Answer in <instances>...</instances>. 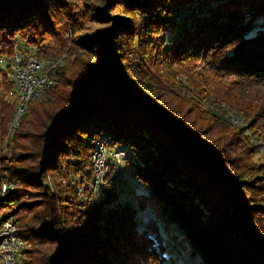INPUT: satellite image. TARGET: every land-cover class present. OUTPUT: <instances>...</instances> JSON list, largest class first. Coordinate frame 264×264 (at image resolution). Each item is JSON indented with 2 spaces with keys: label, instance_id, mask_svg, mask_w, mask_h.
<instances>
[{
  "label": "trees",
  "instance_id": "trees-1",
  "mask_svg": "<svg viewBox=\"0 0 264 264\" xmlns=\"http://www.w3.org/2000/svg\"><path fill=\"white\" fill-rule=\"evenodd\" d=\"M85 2L79 12L72 0H0V52L15 55L18 37L36 44L54 36L44 55H66L63 65L51 67L45 96L28 103L13 151L4 155L0 148L1 176L19 184L0 196V211L8 207L25 242L20 264H141L142 258L164 264L162 220L180 228L200 264H264V235L254 218L264 215V167L253 164L255 147L243 129L197 100L226 102L235 90L248 93V102L232 103L264 132V26L256 27L264 0ZM211 2L192 23L175 21L192 4ZM103 4L125 6L130 19L108 15ZM91 23L111 29L80 34ZM61 25L74 37L59 33ZM0 65L6 66L0 67L1 145L19 102L11 67ZM160 68L171 80L185 77L195 96L179 95L176 108L169 84L152 70ZM9 92L17 103L7 101ZM105 132L128 150L132 173L147 188L136 205L120 200L113 170L98 196L85 190L83 201L74 184L59 196L47 192V175L61 178L70 169L86 175L90 151ZM31 187L39 191L29 193ZM32 194L42 199L33 202ZM147 210L142 230L138 213Z\"/></svg>",
  "mask_w": 264,
  "mask_h": 264
},
{
  "label": "rangeland",
  "instance_id": "rangeland-1",
  "mask_svg": "<svg viewBox=\"0 0 264 264\" xmlns=\"http://www.w3.org/2000/svg\"><path fill=\"white\" fill-rule=\"evenodd\" d=\"M72 1L74 2V5H75L77 11H79V12L84 11V9H85L84 5H86V2H85L86 0H72ZM192 5L188 9H185V10L177 13L178 18H180V20L175 19V21L178 23L181 22L182 25L192 23L200 15V13H202V12H204V10L206 11L210 7L214 6L215 3L211 2L208 5L201 4L197 8V10H194V8L196 7L195 6L196 4H194V6H195L194 8H192ZM124 8H125V6H122V7L112 6V7L107 9V7H104V4H103L102 11H105L108 15H111L114 18L115 17H121V19H128V18L130 19V16L127 15L123 11ZM260 26H264V18L258 19L256 27H260ZM110 27H111V24L91 23L90 26L86 30H83L82 31L83 33L81 32L80 34L91 36V35H94L95 32L98 31V29H104L105 28L106 30H110L111 29ZM58 32L61 33L62 35L67 34V36L70 38L74 37V35H75V34L73 35V33H70L68 31L66 32V30H64V27L62 25L58 26ZM17 40L19 42H24L22 40V38H20V37H18ZM54 43H55L54 36H51L46 43H42V42L40 43L39 42L36 44H31L35 47V51H36V53H38L39 57L45 58V59H50L51 61L52 60L55 61V63H54L55 65H45L44 63H42L43 64L42 65L43 70L45 69V71H47L49 73H50L52 68L63 65L64 59L66 56L64 54L59 59H56L53 56L44 55V53H43L44 50L47 49L48 46H51ZM15 44L18 45V43H15ZM5 48H7V47L5 46ZM11 52H12V50H11ZM11 52L9 54H11ZM0 67L6 68L5 65H3V66L0 65ZM97 67H98V69L103 68L102 65H97ZM161 69L162 68L152 69V70L160 72V75L162 74L161 77H163V82L166 84H169L168 87L170 88V90L167 89L166 93H168V95H170V96H168L169 101L172 104H175L176 108H178V106L180 105V102L178 100L179 95H185V97L189 98V99H192L195 96V94L193 92V87L190 85L189 81L185 77H183L181 75H177L174 80L173 79L171 80V78L169 76H167L168 74H167L166 69H162V70ZM9 77L12 78L13 81H15V77L13 76L11 69L9 70ZM52 84H53V81H52ZM52 84H50V87ZM15 85H16V81H15ZM1 91L2 90H0V93H1ZM237 92H238V90H235L233 92L235 94L230 96L229 99L226 100V102L218 101L217 99H213V100H216V102L211 101V100H209L203 96L197 97L198 98L197 100H200L202 102L201 104H203L202 105L203 110H211V111H214L216 113H219L221 116H223L226 119V121L229 123L230 126H232L233 128H236V129H243V133H244V137H245L246 141L251 146L255 147L254 148V155L252 157L253 164L255 166L262 165L264 167V132L259 135L258 132L254 128H251L249 121H248V118L245 116V113L233 104L234 101L238 98H241V100L243 102L249 101L250 95L248 93H244L243 95L241 94L242 97H240L239 96L240 94ZM14 94H15V92H14ZM43 97H41L40 99H42ZM5 98L7 99L8 102L17 103L16 100H14V99H16L15 95L13 97H11V92L6 94ZM229 101L231 104L229 103ZM170 104H168V105H170ZM28 106H29V104L27 105V107ZM27 107H26V109H27ZM25 112H26V110H25ZM25 112L22 113V115L18 116V103H17L16 114L14 115V118L12 119L11 123L9 124V126L7 128L6 136L3 139L2 144L0 145L1 154L9 155L11 153V151H13V148H14L13 140L15 138L16 130L19 128L20 119L25 114ZM235 118H236V120H235ZM259 125H261L260 129L263 130L262 123H260ZM105 134L111 135L112 140H109L107 142V145L104 149L107 161H106V166H104L102 170H98L99 169V167L97 166L98 164L96 163V160L94 159V156H93L95 153L94 149H96V142H98V140L101 139V138H99L97 141H95L94 146L91 149L90 154H89L90 165L88 166V170L85 173L88 177L86 175H82L79 172L72 170V169H70L68 171L64 170V172L62 174L63 176L61 178L58 175H56V177L51 176L52 174L47 175L45 178H43L45 183L49 187V189H46V191L49 193H52V194L56 193L59 196V194L62 191L66 192L67 189L70 186H73V184H74L77 188L76 192L79 194L80 200L83 201V200H85V193H84L85 190L86 191L87 190L93 191L94 195L96 196L98 194V192L100 191V188L102 189L101 186L104 185L108 172L110 170H113V173L115 174V178L117 179L118 194H119L120 200L122 202L128 201V202L136 205L138 198L143 193H145L147 191V188L145 187V185H143L138 180V178H136L133 175L131 166H130L129 162L126 160V158L128 157V150L121 148L116 144L115 140H117V139H116L115 135H113L110 132H105ZM117 154H119L118 157H117ZM60 160L62 163H67V164L68 163L73 164V162H74L73 159H67L65 156H61ZM1 173H2V170L0 169V196L2 197V196H5L10 190H12L16 187H19V184H17L14 181H11L9 178L3 179V177L1 176ZM262 173L264 174V170L262 171ZM97 176L99 177L100 185L97 184V181H96ZM61 181H62V188H60V185H59V183ZM98 186H100V187H98ZM28 189H30V190H27L29 193H37V191H39V189L32 188V187L28 188ZM67 193H66V195H67ZM30 196L32 199L31 201H33V202L40 201L42 199L40 194H32ZM66 205H67L66 201L62 202L60 204V206H62L63 209H61V210H64L66 208ZM147 211H149V212H145L143 214H142V212L138 213L139 214L138 218H141L139 228L141 227L142 230H143V228H145V227H143V224H145V222L143 221L144 214H145L144 217L150 216L151 210H147ZM0 215H2L3 216L2 218H4L3 226H4V221H6L7 219H12V220H14V223H15V219L13 216H7L8 215V207L4 208L3 210L1 209ZM254 218L256 220V224L258 225V228L260 229V231H262V235H264V215L255 214ZM144 220H146V219L144 218ZM142 221H143V223H142ZM3 226L1 227L0 231L2 230ZM160 226L162 227V229H161V235L162 236L161 237H162V239L166 245L165 248L163 249V251L166 255V257L163 258L164 264H200V263H202L201 256L198 253L194 252L192 250V248L189 247V245L187 244L186 238L184 237L180 228L176 224H174V223L167 224L165 221L162 220L160 222ZM149 231L150 230L148 229V232ZM150 233H153V232H150ZM149 235L150 234L148 233V236ZM152 235H154V234H152ZM160 252H162V251L160 250ZM140 261H141L140 262L141 264H146L147 260L142 258Z\"/></svg>",
  "mask_w": 264,
  "mask_h": 264
},
{
  "label": "bare ground",
  "instance_id": "bare-ground-1",
  "mask_svg": "<svg viewBox=\"0 0 264 264\" xmlns=\"http://www.w3.org/2000/svg\"><path fill=\"white\" fill-rule=\"evenodd\" d=\"M33 58H37V60H35V64L32 63L31 60H24L25 71H23V73L21 74L19 48L18 45H16V54L10 57V60L7 61V65L11 67L12 74L15 77L16 81L15 92L19 102L18 116L24 113L29 102L40 99L50 88V75L49 72L45 71V69L43 70L42 63H44L45 65H50L52 64V62L49 63L50 61L48 62L40 59L35 50L33 51ZM0 64H5V59H0ZM35 69H38V71H42V73H44L43 79L41 80V88L43 89L40 92L33 93V78H31V75L34 74ZM100 138L101 139L96 142V149H94L95 153L93 155L96 163L98 164V170H102L103 167L106 166L107 158L105 156L104 149L107 145V142L109 140H112V136L106 135ZM118 156L119 154H117V157ZM96 181L97 184L100 185L98 176L96 177ZM9 226L12 228L11 232H9ZM6 243H8V248L13 250H8L6 248ZM24 248L25 242L19 236L17 225L14 223V220L7 219L6 221H4V226L0 231V264H20L23 258Z\"/></svg>",
  "mask_w": 264,
  "mask_h": 264
},
{
  "label": "built area",
  "instance_id": "built-area-1",
  "mask_svg": "<svg viewBox=\"0 0 264 264\" xmlns=\"http://www.w3.org/2000/svg\"><path fill=\"white\" fill-rule=\"evenodd\" d=\"M200 5H197L194 10H197V8ZM189 16V15H188ZM13 43H18L19 48V58H20V71L21 74L24 70V60H31L32 63L35 64V60L37 58H33V51L35 50V47L29 43L25 42H19L18 40H15ZM6 55V56H5ZM0 59H5V64L7 65V61L10 60V54L2 53L0 52ZM44 73L42 71H38V69H35V72L33 75H31V78H33V93L34 92H40L43 88H41V80L43 79ZM12 228L9 226V232H11ZM6 248L8 250H13L8 248V243H6Z\"/></svg>",
  "mask_w": 264,
  "mask_h": 264
}]
</instances>
